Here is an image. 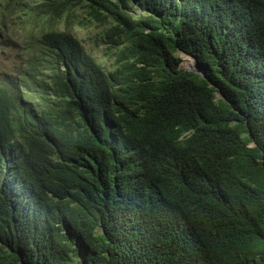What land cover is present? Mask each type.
Listing matches in <instances>:
<instances>
[{"label": "trees", "instance_id": "16d2710c", "mask_svg": "<svg viewBox=\"0 0 264 264\" xmlns=\"http://www.w3.org/2000/svg\"><path fill=\"white\" fill-rule=\"evenodd\" d=\"M15 21L40 72L0 79V264H264V0H0V45Z\"/></svg>", "mask_w": 264, "mask_h": 264}, {"label": "rangeland", "instance_id": "374dc122", "mask_svg": "<svg viewBox=\"0 0 264 264\" xmlns=\"http://www.w3.org/2000/svg\"><path fill=\"white\" fill-rule=\"evenodd\" d=\"M81 14V13H79ZM81 17H84L81 14ZM85 24H81L82 28L77 24L74 25L72 34L79 40L84 49L89 53L94 59L96 58L99 62L109 66L110 59L112 58L111 53L107 49V45L102 42V34L104 29L93 23L88 24V20L84 18ZM15 24L11 26L8 30L9 33L6 35L4 44L0 45V79L7 81L8 79L21 81L25 79L30 80L28 77H33L38 74L39 68L32 63H30L31 55L33 52L29 53L23 50L25 41L23 40V34L20 30H17V26L20 21H15ZM77 23V22H76ZM64 27V25H60ZM13 36L17 37L22 46H15L11 44ZM21 37V39H19ZM182 59V66L186 69H190L189 61L192 59L186 55H179ZM46 74L47 71H42ZM8 77V78H7Z\"/></svg>", "mask_w": 264, "mask_h": 264}, {"label": "clouds", "instance_id": "9594fccd", "mask_svg": "<svg viewBox=\"0 0 264 264\" xmlns=\"http://www.w3.org/2000/svg\"><path fill=\"white\" fill-rule=\"evenodd\" d=\"M107 49H108V51L110 50L109 47H107ZM188 57H190V56H188ZM190 58L192 59V61H189L190 62L189 63L190 69L189 68H186V69H188L190 71H194V72L200 71L204 74L205 66L204 65H198L195 58H193V57H190ZM98 63L102 64L103 66H107V65H105L99 61H98ZM109 64H111V63H109ZM111 65H109V66H111ZM220 95L221 94H219V96ZM94 97H98V96H93V98ZM124 158H125V170L127 172L126 173L127 178L132 179L135 184L138 183L137 185H135L137 191L139 193H141L144 197H147L148 195H150L152 193V189L150 186H146L145 188H143L142 184H140L142 182H145V180L142 178V177H145L144 167L142 164L143 163L142 156L136 152L129 151V153L124 156ZM123 204L124 203H121V202H113L112 208L118 209ZM62 233L64 234L65 232L63 231Z\"/></svg>", "mask_w": 264, "mask_h": 264}, {"label": "water", "instance_id": "95a60500", "mask_svg": "<svg viewBox=\"0 0 264 264\" xmlns=\"http://www.w3.org/2000/svg\"><path fill=\"white\" fill-rule=\"evenodd\" d=\"M196 72V71H195ZM196 73H199V74H202V75H204L202 72H200V71H197Z\"/></svg>", "mask_w": 264, "mask_h": 264}]
</instances>
